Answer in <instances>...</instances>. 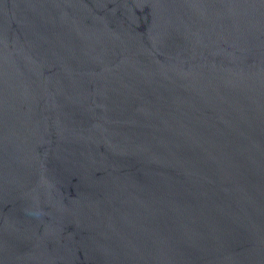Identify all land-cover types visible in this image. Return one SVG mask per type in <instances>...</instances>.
<instances>
[{
  "label": "water",
  "instance_id": "1",
  "mask_svg": "<svg viewBox=\"0 0 264 264\" xmlns=\"http://www.w3.org/2000/svg\"><path fill=\"white\" fill-rule=\"evenodd\" d=\"M0 264H264V0H0Z\"/></svg>",
  "mask_w": 264,
  "mask_h": 264
}]
</instances>
